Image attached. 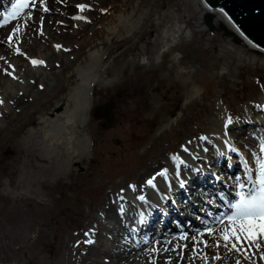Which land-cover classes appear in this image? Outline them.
I'll list each match as a JSON object with an SVG mask.
<instances>
[{
	"label": "rangeland",
	"instance_id": "374dc122",
	"mask_svg": "<svg viewBox=\"0 0 264 264\" xmlns=\"http://www.w3.org/2000/svg\"><path fill=\"white\" fill-rule=\"evenodd\" d=\"M93 1L90 5L94 9L86 7L83 17L74 16L70 19L67 16L64 19V13L60 10L55 20L52 18L51 24L46 23V27L56 31L55 40L61 43L53 40H49V44L44 43L45 37L38 35L28 42L29 54L41 57L44 63H54L50 57L53 49L59 51L54 56L56 61L62 56L63 60L59 61L61 67L56 66L53 71L47 67H41L42 70L39 68L38 77L33 68L27 69L22 82L27 83V86L24 84L25 90L30 91L23 110H13L0 127V264H63L58 258V248L54 250L53 256L44 257L42 246L45 235L57 234L58 238L65 224L77 228L90 227L95 214L108 202L106 198L116 191V187L123 186L129 179L137 180L141 171L153 165V160L161 161L162 153H174L173 150L187 138L194 139L200 132H208L207 125L202 124V121L210 124L209 118L213 116L218 126H221L230 107L237 111L246 107L239 104L241 98L250 95L258 101L263 99L264 54L248 51L245 46L236 43L222 29L216 17L212 20L214 29L210 30L205 23L206 12L200 0ZM105 9L108 11L103 13ZM70 10L76 12L73 8ZM134 14L135 21H138L132 29L119 23L121 15L132 17ZM66 20L74 21L75 24L68 23L60 27L59 23ZM140 20L142 23L138 24ZM116 25L121 26L120 30L118 28L116 33H110ZM171 25L175 30L182 26V35L176 36L174 41L181 43L185 62L194 65L192 80L202 89V93L168 125L166 120L163 121L165 116L173 118L177 115L185 92L184 84L177 77L175 61L171 59V54H167L159 67L149 63V67L136 64L143 62L142 58H148L150 53L156 54L163 49L162 44L157 45L154 41L159 40L164 30ZM153 28L154 35L150 32ZM28 37H32V34H28ZM112 37L115 41H111ZM118 40L122 41L121 46ZM62 48L73 51L63 55ZM108 48L111 49L109 54L106 53ZM99 52L104 61L98 59L100 62L94 65L92 75L96 77L98 65V71L109 66L112 74H103L101 81L115 86L109 87L107 91L99 90L101 85L92 87L90 80H87L85 89L91 95L88 112L90 122L83 129L81 122L84 117L78 119L76 129L86 140L85 157H71L72 161L67 160L66 165V158L62 159L66 150L49 148L54 163L48 166L61 176L50 179L51 185L37 189L40 199L37 197L35 200L36 195L33 193L32 200L16 199L15 196L22 191H14L12 185L22 170L20 165L19 168L15 167L17 164L13 160L19 159L17 156L20 154H13L12 149L18 144V139L32 132L33 127H36L34 129L38 130L39 136L43 133V124L38 127L34 125L28 131L24 128L26 122L34 111L52 116L58 109L64 108L70 95L74 96L78 90L79 83L72 84L70 76H79L81 69L86 71L82 60L90 64L88 54ZM192 55L196 59H192ZM52 83L56 86H52ZM18 87L21 88L20 85ZM41 91L42 94L35 95V92ZM119 92L121 96L117 97ZM81 104L84 107L85 99L81 100ZM106 104L113 108L114 125L110 128L103 126V118L98 119L93 115L96 107ZM165 107L172 108L173 112H157ZM43 117L40 116V120ZM90 138L92 142H89ZM38 151L41 152L40 147ZM27 224L32 228L29 239L23 243H13V235H23ZM17 246L14 251L13 247Z\"/></svg>",
	"mask_w": 264,
	"mask_h": 264
},
{
	"label": "bare ground",
	"instance_id": "6f19581e",
	"mask_svg": "<svg viewBox=\"0 0 264 264\" xmlns=\"http://www.w3.org/2000/svg\"><path fill=\"white\" fill-rule=\"evenodd\" d=\"M73 1L35 0V7L25 9L24 14L20 15L19 19L13 21L11 17L12 5L17 0H0V13L2 14L4 12L5 14L2 17L0 16V127L13 110H23L25 98H27L30 91L25 90L27 83L24 85L22 82V78L27 75V68H23L19 61L15 63V66L19 70L23 68V73L20 71L9 73L3 70L1 67L2 65L7 66V62L2 61L1 54L17 53L18 51H16L15 46L19 41L22 44L23 52L31 54L28 42L30 39H35V35H38V37H41V35L44 36V43L49 44V40H53L58 44L61 43L55 40L56 31L51 30L50 27H46V23L51 24L52 18H56L60 14V10L63 11L66 17L68 16L72 19L71 15L73 12L70 10L71 8L76 12L82 11L83 13H86V7L94 9L90 5V3L94 2L93 0H76L75 4ZM200 2L206 12L205 22L215 26L212 20L216 17L222 29L226 31L227 35L233 37L236 43L245 46L248 51L264 54V46L251 39L237 24L233 23L235 20L232 19V16L228 12H221L220 9L222 8H214L206 4L203 0H200ZM81 4L86 6L83 10L78 7ZM102 11L106 12V9ZM135 14L132 17L121 15L119 17V23L132 29L138 21H135ZM79 16L83 17L84 15L80 14ZM209 16H211V19ZM85 19L87 20V17ZM142 20L138 24H141ZM147 20L150 21L151 18H147ZM65 24L71 25L75 24V22L66 20L65 22H60L59 26L62 27ZM174 25L176 26V24ZM120 27H115L114 31L109 28V31H112L110 33L114 34L118 31V28L120 30ZM178 28V30H175L171 25L165 29L160 39L154 41L157 45L162 44L163 49L157 51L156 54L155 52L150 53L148 58H142L144 60L143 62L140 61L136 64L138 66L144 65V67H149L147 65L149 63L151 66L159 67L163 63V57L167 54H171V59L175 61L177 77L184 84L185 92L183 95L184 100L177 111V115L173 118L168 117L169 115L165 116L163 121L166 120L168 125L172 120H176L179 117L184 107L190 105L189 103L198 98L202 93V89L192 80L194 65H190V62H185L181 43L174 41L176 36L182 35V26H178ZM13 29L17 31L13 33ZM23 29L27 30L28 34H32L33 38L28 37V34L21 38L16 36L18 31H22ZM150 30L154 35V28ZM10 35L13 36L11 41L8 40V36ZM111 41H115V39L112 37ZM117 43L121 46L122 41L118 40ZM102 46L104 48L106 47L105 42L102 43ZM56 50L53 49L50 56L54 59V63L47 62L48 65L47 63L42 65L43 67L47 66L50 71H53L56 66L61 67V62L59 61L63 60V56L59 61H56L54 56L59 52ZM61 50H63V55L73 51V49L67 48H62ZM110 52L111 49L108 48L106 53L109 54ZM214 54L216 55L217 53L214 52ZM17 56H21V54ZM88 59L91 61L90 64L82 60L85 63L82 65L86 71L81 69L79 76H75V74L70 76L72 84L79 83L77 86L78 90L74 93V96L71 94L70 99H67L68 103H65L64 109L54 113L52 116L46 112L34 111L24 128L31 131L32 126L36 125L38 127L43 124V133L39 136V133L37 134L38 130H35L34 128L36 127H33L32 132L30 134L28 133L24 138L18 139V144L12 149L13 154L17 153L24 157L23 159L20 156H17L19 159L13 158L17 164L15 167L19 168L20 165V169L22 170L12 185L14 191H22L15 196L16 199L25 201L32 200L33 196L31 194L33 193L36 195L34 196L36 200L37 197H40V194H38L40 191L36 193L39 187L49 186L51 185L50 179L61 176L60 173L53 171L48 166L49 163H54V156L51 155V152L48 150L49 148L65 149V156L62 159L66 158V165H68L67 160L72 161L71 157L74 159L85 157L87 146L84 143H86V140L77 133L76 129L79 123L78 119H83L84 117L83 122H81L83 129L90 122V114L88 112L89 105L91 104V95L85 89L87 80H90L92 87H96L98 84L101 85L99 90L107 91L109 87L115 86V84L108 85L109 83L106 84L101 81V78L104 77L103 74L107 76L112 74L109 66L102 71H98L100 69L98 65L96 68V77L92 75L94 65L97 62L104 61L100 52L88 54ZM192 59L196 58L192 55ZM21 61H25L24 56L21 58ZM170 67L173 66L170 65ZM190 67L191 69H189ZM209 67L211 68L213 66ZM30 68L34 69L37 77L40 76V73H38L39 68L41 70L43 69L36 65H32ZM62 71L63 69L60 70V75ZM3 77H5L4 80H2ZM190 83L191 85L189 86ZM19 85L21 88L18 87ZM51 85L56 86L53 83ZM40 94H42V91L35 92L36 96ZM84 99L85 105L83 107L81 100L83 101ZM78 100H80V103ZM239 102V104L246 106L242 111H237V109L230 107L228 115L226 114L227 118L224 120V123L231 119L233 121L231 125L228 123L224 124L222 120L221 126H218L217 120L213 116L209 118L211 119L210 124L202 121V124L207 125L206 129L209 130L208 132H200L206 134V141L199 138H187L185 142H182L178 148L173 150L176 152L175 157L171 154L166 155V153H162V160H153V165L149 163L152 166L141 171L137 180L129 179L123 186L116 187V191H112L111 196L106 198L108 202L104 203L102 209L95 214L94 222L92 221L93 223L91 222L89 224L90 227L83 226L77 228L71 224H65V226L63 225L64 229L58 233V238H56L57 234L51 233L45 235L44 245L42 246V252L45 251L44 257L49 258L53 256L54 250L58 248V258L63 264H215L214 257L216 258L218 254H221L222 258L216 264H237V261H239V264H264V238L260 239V246L258 248L252 247L248 249L246 257L245 254L234 250L223 247L217 248L215 246H213L214 249L212 250L211 248L205 247L202 243H195L203 246L201 250H198L190 238L181 239L180 235H178L180 231L178 225L183 226L187 232L192 229H195V231L196 229L203 230L204 225L196 217L212 221L213 218L204 216L200 211L201 206L217 210L218 205L216 203H208L210 198H215L216 201H219V211H229L225 207L227 200L220 201L219 192L223 189L228 195H232L230 185L234 182V177L237 180L242 178L245 181H250L251 170L248 167H245L246 173H236L238 168H243L242 164L244 163H241V161L244 160L240 155L235 154L229 135L231 131H235L237 135L243 137L246 135L245 132L252 130H256L257 132L264 131V92L263 99L260 101L248 95L241 98ZM104 110L107 114H112L113 112L111 105H104L102 110L94 111L93 115L101 119L104 113L102 111ZM164 111L173 112L170 107L157 110L161 114ZM43 115L44 117L40 120L39 117ZM209 139L227 143L226 145L218 144L209 146L207 144ZM248 139L251 142L253 141V138L248 137ZM91 141L92 139L90 138L89 142ZM189 141H191L190 144L188 143ZM38 145L41 152L38 151L39 147H36ZM185 145H187L188 150L185 149ZM205 148L208 151H203ZM239 149L245 151L244 146ZM197 155L202 157V160L194 158ZM215 165L219 166L217 174L221 178L218 181L214 175L216 174L213 168ZM250 166L253 167L251 163ZM12 168L14 170L13 166ZM165 168L174 169V180L181 175L186 177L188 179L187 186L183 189L178 188L176 190L171 185L164 184L163 182L166 177H160L157 174ZM195 168H200L202 171L196 173ZM169 173L173 174L171 171ZM152 177H155L156 187L149 186L146 183L147 179ZM213 179L214 181H212ZM172 183L174 184L175 182ZM163 186H166L170 191L160 192L157 200H153V193L160 191ZM165 195L167 198L161 199ZM140 196H145L146 199L142 201L139 199ZM37 201L40 202V200ZM19 204L17 205L19 206ZM15 206L16 204H14ZM181 207L184 211L188 209L197 213L184 216L185 213L181 211ZM211 226L215 229L219 227V224H212ZM31 232L32 228L27 224L23 235H13L12 242L23 243L29 239ZM190 236L191 234L189 233ZM199 239H205L209 244L214 243L210 236H204L202 238L198 236ZM154 241H159V243H154ZM17 248L18 246L13 247V250L16 251ZM186 250L187 253L185 252ZM222 259H224L223 262ZM12 264L20 263L15 262Z\"/></svg>",
	"mask_w": 264,
	"mask_h": 264
},
{
	"label": "snow or ice",
	"instance_id": "6c2138e0",
	"mask_svg": "<svg viewBox=\"0 0 264 264\" xmlns=\"http://www.w3.org/2000/svg\"><path fill=\"white\" fill-rule=\"evenodd\" d=\"M35 0H17L16 3L12 5V20L15 21L20 18V15L24 14V10L30 7H35ZM79 8L83 9L86 6L81 4L78 5ZM47 11V9H45ZM224 12L223 9H220ZM230 19V17H229ZM13 33L17 30L13 29ZM13 36H8V40L11 41ZM59 47V46H57ZM33 65L43 64V61L32 60ZM233 121L228 120V124L231 125ZM199 139L207 140V137H200ZM189 144L191 141L188 142ZM185 149L188 150L187 145ZM264 151V149H261ZM203 151H208L207 148ZM199 158V155H197ZM173 173L175 176L174 169L165 168L160 171L157 175L160 177H167L169 172ZM196 173L202 171L200 168H195ZM216 179H220L219 174H214ZM233 183L230 185L232 195L224 192L223 189L219 192L220 201L227 200L225 207L229 210L228 212L219 211V201L215 198H210L208 203H216L218 205L216 214H213L206 209H201L205 211V216L213 217L212 221H207L204 218L196 217L200 219L201 223L204 225L203 230L196 229V232L192 233L189 237V233L184 230L183 226H179L181 239H191L194 243H202L207 248H212L213 246L220 248H226L229 250H234L236 252H241L246 255L248 249L252 247L258 248L260 246V239L264 238V164H261L259 169V175L256 176L255 173L250 178V181H245L244 179L233 178ZM146 183L149 186L156 187L155 177L147 179ZM170 183V181H169ZM188 179L186 177L177 178V187L183 189L187 186ZM167 198L166 195L162 196L161 199ZM140 200H145V196H140ZM212 224H219L218 228H213ZM199 237L210 236L213 239V244H209L205 239H199ZM91 243V241H89ZM154 243H159V241H154ZM219 259L220 257H216ZM239 264V261H237Z\"/></svg>",
	"mask_w": 264,
	"mask_h": 264
},
{
	"label": "water",
	"instance_id": "95a60500",
	"mask_svg": "<svg viewBox=\"0 0 264 264\" xmlns=\"http://www.w3.org/2000/svg\"><path fill=\"white\" fill-rule=\"evenodd\" d=\"M208 1L212 5L223 6L246 35L264 46V0Z\"/></svg>",
	"mask_w": 264,
	"mask_h": 264
}]
</instances>
